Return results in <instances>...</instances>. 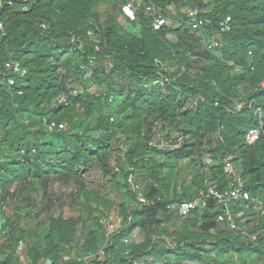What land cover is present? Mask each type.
Listing matches in <instances>:
<instances>
[{
    "label": "trees",
    "instance_id": "trees-1",
    "mask_svg": "<svg viewBox=\"0 0 264 264\" xmlns=\"http://www.w3.org/2000/svg\"><path fill=\"white\" fill-rule=\"evenodd\" d=\"M125 1L0 0V264H264V0H151L171 20L157 31L143 7L120 24ZM226 161L249 195L229 204L236 228L215 203L180 217L229 187ZM52 181L76 184L78 214L46 194L42 218L22 213Z\"/></svg>",
    "mask_w": 264,
    "mask_h": 264
},
{
    "label": "built area",
    "instance_id": "built-area-1",
    "mask_svg": "<svg viewBox=\"0 0 264 264\" xmlns=\"http://www.w3.org/2000/svg\"><path fill=\"white\" fill-rule=\"evenodd\" d=\"M115 1V0H109ZM139 7H143L146 14L152 17L150 26L153 31L160 30L162 27L171 24V20L168 17L161 15L151 0H126L120 5V15L124 21L126 20H134L136 16V10ZM185 16L186 22L189 26L196 30L200 28L204 20L198 15V11L193 8H187L182 11ZM228 21L229 18L221 21L220 27L221 30L228 29ZM4 67L9 72L15 75H24L25 71L21 68L19 62L11 60L4 64ZM13 79H8V84H13ZM237 108L240 109V105H237ZM259 137L258 129L252 128L246 134V142L248 144H253ZM227 175L230 177V185L228 188L224 190H217L215 188H209L204 191L201 190L197 196L191 201H182L176 203L172 206L173 209L176 210L177 214L180 217H186L192 210L197 208H204L208 206L210 203H215L221 208V213L218 214V221L220 222H228L231 229H235V223L232 214L229 210V204L232 201H244L248 200L249 195L248 192L244 189L243 181L241 176L237 173L236 169L230 162L226 161L225 164ZM132 185L133 190L138 189V185H136L132 179V177L128 180ZM138 201L142 204H145V199L142 194L137 192Z\"/></svg>",
    "mask_w": 264,
    "mask_h": 264
},
{
    "label": "rangeland",
    "instance_id": "rangeland-1",
    "mask_svg": "<svg viewBox=\"0 0 264 264\" xmlns=\"http://www.w3.org/2000/svg\"><path fill=\"white\" fill-rule=\"evenodd\" d=\"M118 22L125 26V21L118 17ZM94 90V89H93ZM93 90H90L91 92ZM85 181L88 183V186H93L102 189L103 188V179L99 172H91L87 176H85ZM138 185L137 183H135ZM140 188V187H139ZM137 189V192L141 193V189ZM104 193H107L108 198L113 199V192L110 190L109 185L104 187ZM52 196V203H50V207H48V212L53 215H61L64 217L70 215L78 214V206L76 204L77 200L80 199V194L77 192L76 184L62 183L60 181H52L46 186V188L40 189L38 193L32 192L29 196L31 202L20 199V204L23 206L22 213H25L27 210H33L35 213H41L40 218L44 216L45 205L47 204V197ZM13 204L11 205L12 209ZM102 218V222L108 224L110 231L119 227L121 222V215L119 213V209L117 205L111 206L109 212ZM134 238L141 239V234L139 232L134 233ZM232 260V258H231ZM234 260V259H233Z\"/></svg>",
    "mask_w": 264,
    "mask_h": 264
}]
</instances>
